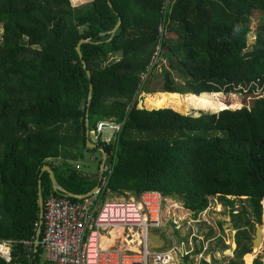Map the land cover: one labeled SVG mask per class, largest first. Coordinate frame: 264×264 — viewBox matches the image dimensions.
<instances>
[{
    "label": "trees",
    "instance_id": "16d2710c",
    "mask_svg": "<svg viewBox=\"0 0 264 264\" xmlns=\"http://www.w3.org/2000/svg\"><path fill=\"white\" fill-rule=\"evenodd\" d=\"M109 2L0 0V240L36 239L38 181L43 198L60 193L43 165L72 193L97 183V172L90 178L73 164L96 151L90 142L112 166L98 194L137 199L154 189L195 219L216 199L235 231L225 264H243V256L249 264L251 233L264 218V96L236 109L233 93L264 92V35L246 51L250 18L264 0H174L162 43L169 67L157 74L163 95H153V110L137 107V83L157 43L160 0ZM80 39L91 77L75 49ZM148 80L142 91L154 92ZM220 93H230L228 104ZM183 106L218 112L184 115ZM101 120L121 124L108 144L89 138ZM236 200L248 210H235ZM41 253L16 244L0 264H39Z\"/></svg>",
    "mask_w": 264,
    "mask_h": 264
},
{
    "label": "built area",
    "instance_id": "2783aa9c",
    "mask_svg": "<svg viewBox=\"0 0 264 264\" xmlns=\"http://www.w3.org/2000/svg\"><path fill=\"white\" fill-rule=\"evenodd\" d=\"M173 3L174 0H160L162 21L157 26V43L147 65L138 74V94L152 74L163 72L165 22ZM120 130L119 123L99 121L93 134L96 140L108 144ZM107 159L108 155L99 180V190L105 187L111 174L112 166ZM164 202V196L154 189L142 192L137 199L106 200L99 207L87 201H71L62 193L50 192L42 200L41 221L39 219L34 223L36 231L40 229L42 232L37 247H41L47 264H180L192 250L177 245L166 247V243L155 248L148 243V232H153L163 223ZM212 208L213 200H209L206 210L199 215L207 225H211L207 214ZM112 231H120V237L127 246L103 247L102 239ZM16 244L31 249L35 240H0V257L9 260L11 248ZM203 251L198 252L199 256Z\"/></svg>",
    "mask_w": 264,
    "mask_h": 264
},
{
    "label": "rangeland",
    "instance_id": "374dc122",
    "mask_svg": "<svg viewBox=\"0 0 264 264\" xmlns=\"http://www.w3.org/2000/svg\"><path fill=\"white\" fill-rule=\"evenodd\" d=\"M71 4L73 7L82 5L84 3L89 2V0H70ZM174 23H171L170 26L172 29L173 28ZM175 26V25H174ZM2 33V28L0 25V36ZM168 35H170V31L167 32ZM264 35V11H260L257 10L254 12L253 16L250 18V28L247 31V40H246V51H250L251 47L254 45L256 38ZM163 63V67H169L168 66V61L163 59L162 60ZM177 84H180L181 82L179 80H175ZM164 83V79L163 77H160V75L157 74H152L149 77V80L147 82L148 87L152 88L154 92L151 93H146L144 91L140 92L138 94V98H137V107L138 108H145L146 110H153V109H158L157 106H155V103H151V98L153 97V95H163V91H160V89H162V85ZM245 91V89H244ZM236 95L237 100L239 101V107L236 109H239L243 106V104L246 107H250L252 105H254L257 102V98H261V96H264V92L260 89L257 88L255 91H253L250 94H246V96H243V93H233ZM230 93L229 94H225V93H220L218 94V96H216L217 98H221V100L223 101L224 104H228L230 102ZM242 96H243V102H242ZM182 97V96H181ZM163 98V97H162ZM152 106V107H151ZM160 108V107H159ZM164 108H169V107H164ZM183 109L180 110L181 114H192V115H197V113L199 111H204V112H208V111H214V112H218L216 110H201L198 108H194L191 106H186V108L183 106L181 107ZM231 110H235V109H231ZM221 111V110H220ZM90 140H95L98 142V140H96L94 138V134L92 129H90V136H89ZM93 155V161L90 160V157ZM101 160V154H99L98 152L94 151V152H85L83 159L73 163L75 165V168H78V166H76L78 163V165H80V168L86 172L89 173H96L97 172V166L98 163ZM118 198V196H117ZM104 200H109L108 196H104L103 198ZM104 200H101V202L99 203V206L103 203ZM172 204L171 203H165L163 204V222H164V227H159L156 229H153V231L158 232L159 234H162V236L166 239L167 241V245L166 247H168L170 245V243L172 241H176L178 243V245L180 246V242H179V235H177L178 233H180L183 237L185 238V244L183 247L181 245L182 249H191L192 251L189 254V260L186 262H182L183 264H201L202 261H204V257L207 258L208 256L206 255V253H202L201 256H199L198 252H194L195 248L199 247L202 248L203 246H207L209 249L212 250H217L218 253L212 254L214 256H212V264H225L227 259H230L233 255V236L235 231L232 230V227L230 225V218H229V209L225 208L223 210V212L217 214L214 216L215 220H211L209 219V221L211 222V225H207L204 222H199V223H192L191 225L188 224L187 222L192 220L193 217L189 216L186 221H179V223H176L179 225V229H175V227L170 223L171 218L170 215L174 212L176 213V215L178 216L177 218H179V215L182 216L183 214H180L179 211H181L182 209L178 210L176 208H173L171 206L173 205H179L181 207V202H179L176 199H171ZM215 204V202H213ZM263 205H264V200H263ZM215 206V205H214ZM243 207H245L248 210V206L247 203L245 201H239L236 200L235 201V205H234V209L237 211H240ZM212 208V212H213ZM215 212V211H214ZM263 217H264V213H263ZM209 218V217H208ZM221 224V226H220ZM181 226V227H180ZM257 226V225H256ZM262 226H264V218L262 220ZM193 227V228H192ZM175 229L177 231H173L170 232V234H166L165 229ZM264 228V227H263ZM211 229V230H210ZM209 230L211 231V233L209 234ZM176 234V235H175ZM195 234V235H194ZM251 238L253 239L254 237V232L251 233ZM264 237V234H263ZM174 239V240H173ZM212 239V240H210ZM207 248V249H208ZM41 258L44 261V253H41ZM252 255V260L256 257H261L262 259H264V242L260 243V245H258V247H255L254 250L251 252ZM251 260V262H252ZM243 261L244 257H243ZM246 263V262H245ZM248 264V263H247ZM264 264V262H263Z\"/></svg>",
    "mask_w": 264,
    "mask_h": 264
},
{
    "label": "crops",
    "instance_id": "0c3cea01",
    "mask_svg": "<svg viewBox=\"0 0 264 264\" xmlns=\"http://www.w3.org/2000/svg\"><path fill=\"white\" fill-rule=\"evenodd\" d=\"M101 121H107V120H101ZM99 122V121H98ZM110 122H112V121H110ZM113 123H115V122H113ZM87 134H88V132H87ZM96 145V144H95ZM102 148V147H101ZM96 152H98L99 154H101V160H102V152L100 151V150H98V149H96ZM106 156H107V153H106ZM90 160H92L93 161V155L90 157ZM101 160H100V162H101ZM78 164H80V163H78ZM76 165V166H78L79 167V169L78 170H82L81 168H80V165ZM105 164H106V160H105ZM105 164H104V166H105ZM99 167H100V164L97 166V180L99 179ZM104 168V167H103ZM82 171H84V170H82ZM84 172H86V171H84ZM87 174H90V178H94V176H92L91 174L92 173H89V172H86ZM97 183H98V181H97ZM97 183L92 187V188H94L96 185H97ZM91 188V189H92ZM90 189V190H91ZM89 190V191H90ZM96 192V191H95ZM95 192H93L92 194H90L89 196H88V198H86L84 201H87L88 203H94L95 205H97V207H99V203L101 202V200H104L103 198H104V196H102V195H100V194H98V193H95ZM106 196H108V199L109 200H112V199H125V198H123V196H118V198H117V196L115 195V194H112V193H108ZM104 201H106V200H104ZM103 201V202H104ZM213 202H215V204L213 203V208L215 207V209H213V212L212 211H209L208 212V214H207V217H209L211 220H215V218H214V216L215 215H217V214H219V213H221V212H223V210L225 209V208H227V207H223L222 205H220L217 201H216V199H214L213 200ZM165 203H171L172 204V201H171V199L170 198H166V196H165ZM164 204V203H163ZM178 205V204H177ZM215 205V206H214ZM176 209H178V210H180V209H182L181 211H179L180 212V214H183L182 216H180L179 215V218H177L178 216L176 215V213H174L175 212V210H174V212L170 215V218H171V221H170V223L175 227V229H179V225L178 224H176V223H179V221H186V219L189 217V216H192L193 217V219L192 220H190V221H188L187 223L188 224H192V223H199L200 221H201V217L199 216L197 219H195L194 218V214L192 213V212H190L189 210H186V209H184L183 207H182V204H181V207L178 205V208H176ZM229 209V208H228ZM215 211V212H214ZM198 220H200L199 222H197ZM164 222L162 223V225H160V227H164ZM192 226V225H191ZM181 227V226H180ZM159 228V227H158ZM193 228V227H192ZM175 229H165V232H166V234H170V232H173V231H177V230H175ZM153 232H155V231H153ZM178 232V231H177ZM155 233H157V234H159L158 232H155ZM160 236H162V234H159ZM176 235V234H175ZM177 235H179V242H180V246L178 245V243L176 242V241H172L171 243H170V245L168 246V247H171V246H173V245H177V246H179V247H181V245L183 246V247H185L184 246V244H185V238L186 237H183L180 233H178ZM195 235V234H194ZM163 237V236H162ZM164 238V237H163ZM165 239V238H164ZM124 239L122 238V237H120V231H112L111 233H110V235L109 236H107V234L104 236V238L102 239V241H101V245L103 246V247H109V246H112V245H123V246H127V244H125L124 243V241H123ZM174 240V239H173ZM210 240H212V239H210ZM165 241H166V239H165ZM104 244V245H103ZM166 245H167V241H166ZM208 246V245H207ZM207 246H203L202 248H199V247H197V248H195V250H194V252L196 253V252H201V251H203V253L205 254L206 253V255L208 256L207 258H205L204 257V261L206 262V264H212V262H211V258H212V256H214V255H212V254H215V253H218V251L217 250H212V249H209ZM204 247H205V249H204ZM233 247L235 248V244H234V242H233ZM208 248V249H207ZM185 250H191V249H185ZM190 254V253H189ZM189 254H187L186 256H184V258H183V260H182V262L184 263V262H186V261H188L189 259ZM233 256V255H232ZM243 257H245V256H243ZM232 258V257H231ZM253 261V260H252ZM180 263V264H183V263ZM226 263V262H225ZM252 262H250L249 264H251ZM39 264H47V263H45L43 260H42V258H41V256H40V263ZM243 264H246L245 263V261H243Z\"/></svg>",
    "mask_w": 264,
    "mask_h": 264
},
{
    "label": "water",
    "instance_id": "95a60500",
    "mask_svg": "<svg viewBox=\"0 0 264 264\" xmlns=\"http://www.w3.org/2000/svg\"><path fill=\"white\" fill-rule=\"evenodd\" d=\"M108 4L110 7H112V5L110 4L109 0H108ZM119 24V21H117V23L115 24L114 26V29L110 32L111 34L115 31V29L117 28ZM85 39H80L75 47L79 57L81 58V62L83 63V66L84 68L86 69V72L88 74L89 77H91V71L88 69L87 67V64H86V61L82 59V54H81V51H80V47L79 45L84 42ZM92 90H93V84H90V91H89V95H88V101L90 102L91 101V98H92ZM225 110V109H223ZM85 126L87 127L88 126V120L85 121ZM87 147L88 148H92V149H98L102 152V160L100 162V167H99V179H98V183L97 185L92 188L90 191L84 193V194H75V193H72L68 190H66L65 188H62L59 183L57 182L55 176H54V173H53V170L50 168V166H48L47 164L43 165L41 167V171H47L48 172V175H49V178H50V182H51V186L54 190L56 191H59L60 193L62 194H65L67 196H71V198H75V199H86L88 198V196L90 194H92L93 192L99 190V180L101 179L102 177V173H103V167H104V164H105V160H106V152L104 151L103 148H97V146L95 144H91L90 142H87L86 143ZM40 180L38 181V192H37V200H38V205H39V208H40V212H39V219L41 221V216H42V200H43V195H42V192H41V188H40ZM40 229H38L36 231V239H35V244H34V252L37 251V241H38V238L40 236ZM262 231V233H261ZM263 234H264V228L262 225H257L256 228H255V232H254V237L253 239L251 240V245H250V249H251V252L254 250L255 247H258V245H260V243L264 242V237H263ZM148 238H149V241L148 243L150 244V246L152 247H155V248H158V247H162L166 241L165 239L160 236L159 234L155 233V232H152V231H149L148 232Z\"/></svg>",
    "mask_w": 264,
    "mask_h": 264
},
{
    "label": "bare ground",
    "instance_id": "6f19581e",
    "mask_svg": "<svg viewBox=\"0 0 264 264\" xmlns=\"http://www.w3.org/2000/svg\"><path fill=\"white\" fill-rule=\"evenodd\" d=\"M171 207H173V208H178V205H173V206H171ZM264 227V226H263ZM261 233H262V231H261ZM104 245V244H103Z\"/></svg>",
    "mask_w": 264,
    "mask_h": 264
}]
</instances>
